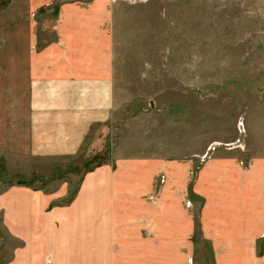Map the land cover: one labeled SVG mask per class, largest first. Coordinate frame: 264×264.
<instances>
[{
  "label": "crops",
  "instance_id": "1",
  "mask_svg": "<svg viewBox=\"0 0 264 264\" xmlns=\"http://www.w3.org/2000/svg\"><path fill=\"white\" fill-rule=\"evenodd\" d=\"M113 3L0 0V156L75 157L115 120ZM7 187L0 215L23 242L10 264H264V157L113 154L64 205V186ZM198 232L210 259H196Z\"/></svg>",
  "mask_w": 264,
  "mask_h": 264
},
{
  "label": "rangeland",
  "instance_id": "2",
  "mask_svg": "<svg viewBox=\"0 0 264 264\" xmlns=\"http://www.w3.org/2000/svg\"><path fill=\"white\" fill-rule=\"evenodd\" d=\"M113 1L115 120L95 127L75 157L0 156V191L21 181L47 192L64 186L68 194L55 204H68L95 156L101 166L113 154L264 157V0ZM200 167L194 165V178ZM165 168L159 182L167 181L172 164ZM197 234L196 259H210L213 248ZM0 239L1 263L10 264L23 242L1 215Z\"/></svg>",
  "mask_w": 264,
  "mask_h": 264
},
{
  "label": "trees",
  "instance_id": "3",
  "mask_svg": "<svg viewBox=\"0 0 264 264\" xmlns=\"http://www.w3.org/2000/svg\"><path fill=\"white\" fill-rule=\"evenodd\" d=\"M98 159H99V157H97V156L91 158V160L89 162L91 164H94V166L93 167H88V170L84 174L89 173V172H92L93 170H95L97 167L101 166V164L104 163V162H101V163L97 162V161H99ZM18 185H23V186H27L28 185L29 187H32V184H29V183L26 184V183H23L22 181L21 182H18ZM76 194H77V192H74L73 194L70 193V197L68 198L69 199V202H71L75 198Z\"/></svg>",
  "mask_w": 264,
  "mask_h": 264
}]
</instances>
